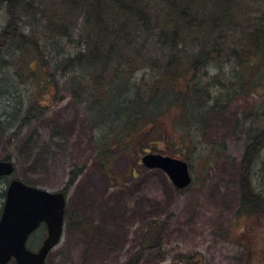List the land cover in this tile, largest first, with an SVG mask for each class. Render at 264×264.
<instances>
[{
    "label": "rangeland",
    "instance_id": "374dc122",
    "mask_svg": "<svg viewBox=\"0 0 264 264\" xmlns=\"http://www.w3.org/2000/svg\"><path fill=\"white\" fill-rule=\"evenodd\" d=\"M38 3L57 28L64 25L67 35L58 34L46 44V65L41 68L50 76L46 92L39 88L36 77H24L28 74L25 66L34 68L29 55H20L13 45L0 42V54L6 61L0 60V159L10 158L14 165L12 176L0 179V214L11 179L49 192H62L68 182L67 174L73 169L79 175L66 195L62 236L45 264H126L130 257L137 259L136 264H264V214L256 218L238 214L242 158L251 136H263L264 132V62L256 65L255 75L249 77L247 85L242 77L246 74L243 63L233 52H242L241 39H246L249 30L245 23L238 20L233 35L227 33L220 41L222 60L194 69L193 73L188 65L196 45L205 40L211 45L220 34L219 28L211 33L203 23L210 12L218 13L219 7L213 3L200 9L193 7L190 27L178 21L177 27L182 31L177 38V52L169 50L163 54L159 43L155 46L148 40L138 59L141 66H137L134 83L131 82L132 86L137 85L133 94L151 90L156 76L175 56L179 72L171 76L177 89L186 94L189 85H195L200 93L198 105L195 104L196 117L179 120L177 108L169 105L157 122L161 138L156 136L155 141L148 140L142 146L138 143L136 148L140 151L136 150L137 156L133 157L130 150L114 148L110 143L111 152L96 160L98 144L103 141L106 151L111 136L102 129L95 130L87 111L91 100L86 98L98 86L104 90V84L96 85L91 77L83 76L75 98L68 89L67 78L78 74L57 73L64 57L86 48L78 34L84 21L82 11L71 9L63 13L58 0ZM14 18L19 20V15ZM9 21L6 7L0 3V32ZM238 54L241 59L242 53ZM215 99H219L220 108L208 116L207 110ZM35 100L40 101L38 107H43L45 113L23 125L19 136L9 141L3 130L4 114L17 108L24 111ZM199 113L205 116L204 120H198ZM262 138L248 178L264 200ZM148 153L186 161L192 184L178 191L164 172L142 166L140 158ZM153 222H163L166 228L159 245L148 247L144 226ZM45 235V229L40 228L32 235L28 248L37 250Z\"/></svg>",
    "mask_w": 264,
    "mask_h": 264
},
{
    "label": "trees",
    "instance_id": "16d2710c",
    "mask_svg": "<svg viewBox=\"0 0 264 264\" xmlns=\"http://www.w3.org/2000/svg\"><path fill=\"white\" fill-rule=\"evenodd\" d=\"M0 3L5 5L10 19L5 29L0 32V42L13 45L12 47L20 55H29L33 60L34 68L25 66L24 71L27 70L28 74L24 77L29 76L30 79L36 77L35 81L39 88L48 91L50 76L45 75L41 69L46 65V61H43L46 57L44 50L56 35L61 34L62 37L67 35L63 31L64 25L57 28L58 26L54 25L53 19L46 14L45 8L38 3V0H0ZM58 3L64 8L63 13L71 12V9L82 11L84 21L78 29V34L86 44V48L83 52L75 53L74 56L64 57L58 65L57 73L78 74L67 78L68 89L75 98L79 96L77 92L80 89L81 78L91 77V81L96 85L104 84V90L98 86L94 92L93 89L89 91L86 98L91 100L89 103L92 105L87 111L90 113L95 130L100 132L102 129L107 136H111V140L106 143V151L103 148V141L98 144L96 160L105 155V152H111L110 143L114 148L130 150L129 155L133 157V155L137 156V151L138 153L140 151L136 148L138 143L142 146L148 140L155 141L156 136L161 138L159 133L162 131L158 129L157 122L169 105L171 108H177L180 114L179 120L185 116L187 118L190 116V119L192 116L196 117L195 104L198 105L200 93L195 85H189L186 94L183 90L177 89L171 76L174 72H179V64L175 56L169 59L165 68H162L156 76L151 90L143 94L138 92L133 94V89H136L137 85L132 86L131 83L137 73V66H141L139 63L141 60L138 59L141 58L148 40H151L152 45L155 46L159 43L163 54L169 50L178 51L177 38H180L179 34L182 31L177 27L178 21H183L185 27H190L193 7L197 6L200 9L212 3L219 7L218 13L210 12L206 22L203 20L202 22L211 33L219 28L220 34L213 38L214 43L211 45L207 40L203 43L200 41L196 45L195 53L190 56L191 63L188 65L189 70L193 69L192 73L194 69L200 70L204 66L222 60L223 43L220 44V41H223L227 33L229 35L231 32L233 35L232 30L236 28L238 20H242L246 28H249L246 39H241L242 52L237 49L233 51L234 56L243 63L242 69L246 74L242 77L245 84L249 85V80L255 75L256 65L264 62V0H58ZM16 15H19V20L14 18ZM20 19H23V22ZM235 21L233 27L231 26L232 29L229 28ZM161 50L157 51L161 54ZM238 53H242L241 59ZM0 60L2 63L6 62L1 54ZM217 66L221 67L220 64ZM74 67H77V70ZM254 91H256L255 87ZM37 102L40 101H33L24 111L22 108H17L7 116L4 114L3 130L9 141L19 136L23 125L29 124L33 118L45 113L46 110L38 107ZM214 103L212 108L207 110L210 111L208 116L216 112L220 106L217 104L219 99H215ZM184 110L188 112L185 113L187 115L184 114ZM197 117L199 121L205 118L200 113ZM100 124H103L104 128L103 126L100 128ZM263 136L262 134L251 136V143L246 147L242 158V174L238 183L240 216L256 218L264 214L262 195L252 188L248 178L250 166L262 147ZM4 161H10V158H5ZM78 175V170L72 169L68 172V182L62 190L64 196L67 195ZM144 228L148 236V247H157L166 224L153 222L145 225ZM136 263L137 259L130 257L126 264Z\"/></svg>",
    "mask_w": 264,
    "mask_h": 264
},
{
    "label": "water",
    "instance_id": "95a60500",
    "mask_svg": "<svg viewBox=\"0 0 264 264\" xmlns=\"http://www.w3.org/2000/svg\"><path fill=\"white\" fill-rule=\"evenodd\" d=\"M141 164L148 169H159L167 174L177 189L186 188L191 177L187 164L180 159L159 154H145ZM11 162L0 160V177L12 174ZM65 198L61 192H49L28 186L13 179L10 181L0 215V264H44L47 254L60 241ZM41 223L46 226V237L36 252L25 246L29 235Z\"/></svg>",
    "mask_w": 264,
    "mask_h": 264
},
{
    "label": "flooded vegetation",
    "instance_id": "af4514ba",
    "mask_svg": "<svg viewBox=\"0 0 264 264\" xmlns=\"http://www.w3.org/2000/svg\"><path fill=\"white\" fill-rule=\"evenodd\" d=\"M41 227H44V226H41ZM35 233V232H34ZM30 237H32V234L30 235ZM15 261L13 259H11L10 263L9 264H13Z\"/></svg>",
    "mask_w": 264,
    "mask_h": 264
},
{
    "label": "bare ground",
    "instance_id": "6f19581e",
    "mask_svg": "<svg viewBox=\"0 0 264 264\" xmlns=\"http://www.w3.org/2000/svg\"><path fill=\"white\" fill-rule=\"evenodd\" d=\"M91 199V198H90ZM90 199H89V201H90ZM92 200V199H91Z\"/></svg>",
    "mask_w": 264,
    "mask_h": 264
}]
</instances>
